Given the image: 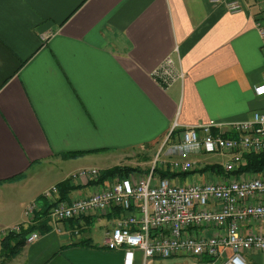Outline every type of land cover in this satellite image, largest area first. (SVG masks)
<instances>
[{"label":"crops","instance_id":"crops-1","mask_svg":"<svg viewBox=\"0 0 264 264\" xmlns=\"http://www.w3.org/2000/svg\"><path fill=\"white\" fill-rule=\"evenodd\" d=\"M231 1L241 10L229 12ZM257 21H264L262 0H0V239L81 169L105 170L117 154L163 145L172 130L174 144L187 126L229 125L263 111L264 95L253 91L264 76ZM170 55L185 77L162 88L151 74ZM202 155L192 156L196 168L207 163ZM220 178L196 174L183 183ZM75 185L82 188L67 201L94 191ZM80 228L60 224L5 264H125V250L104 245L111 227L100 239L89 237L87 247L75 245ZM214 232L196 227V235ZM246 257L247 264H264V253ZM204 259L143 263L136 250L132 264Z\"/></svg>","mask_w":264,"mask_h":264},{"label":"built area","instance_id":"built-area-1","mask_svg":"<svg viewBox=\"0 0 264 264\" xmlns=\"http://www.w3.org/2000/svg\"><path fill=\"white\" fill-rule=\"evenodd\" d=\"M220 1L209 0L212 4ZM226 7L229 12L241 10L238 1L228 2ZM255 27L262 42L264 66V21H257ZM151 76L162 88H168L182 82L185 72L170 55ZM253 91L256 96L264 95V76ZM198 153L226 157L220 163L225 172L236 170L243 163L244 154L264 153V110L234 124L210 121L183 128L179 141L167 149V155L174 158L169 162L171 170H193L196 159L192 156ZM153 168L141 176L92 185L94 191L90 195L69 201L52 199L56 190L50 189L45 197L48 201L52 199L49 210L52 228L56 230L67 220L106 217L117 211L118 216L112 220L103 241L108 250H125V264H132L136 250L141 252L143 263L152 258L185 256L207 258V264H247L248 253H264V172L248 180L241 174L235 179L177 183L157 177ZM97 178L94 168L81 169L70 176L77 184L85 180L95 182ZM34 210L33 206L26 210L27 220ZM249 223L258 224V229L245 230ZM202 226L211 227L214 234L196 235V227ZM12 230L17 231L18 227ZM38 237L33 232L26 243Z\"/></svg>","mask_w":264,"mask_h":264},{"label":"trees","instance_id":"trees-1","mask_svg":"<svg viewBox=\"0 0 264 264\" xmlns=\"http://www.w3.org/2000/svg\"><path fill=\"white\" fill-rule=\"evenodd\" d=\"M172 136V133H171ZM76 154H65L64 158L74 157ZM243 163L236 169L231 172L223 171V168L220 164L213 163L204 165L201 168H195L191 171L187 172H173L169 165H165L164 167H156L154 166L153 171L156 176L159 178H166L170 181H184L187 178L194 175H206L212 174L217 177L223 178H231V177H239L241 174H259L264 172V153L259 154H244L243 155ZM149 169L146 173H148ZM132 172H141L137 168L131 167H113L106 170H102L100 175L98 176L95 182H91L92 185H98L103 183L106 180H110L115 176H124L121 178H125L126 175ZM90 184V185H91ZM58 189V195L60 201H67L68 195L70 192L82 188V186L74 185L71 183L70 179H66L59 184L56 185ZM43 197L38 199V202L42 200ZM50 205L45 203V207H42L40 211H35L34 216L31 220V224L26 227L19 226L17 231H8L6 235L1 237L0 239V264H5L6 262L16 258L23 250L26 240L30 234L40 231V234L47 233L52 230L51 225H48V212L50 209ZM109 217H117L118 212H113L108 215ZM85 221V227H82V221ZM96 220L95 217L88 218L83 217L75 220H67L63 223H68L72 228L78 227L79 232L82 234V237L78 239L75 243L77 246L87 247L90 246L91 239L85 236V233L89 230V228L93 225V222ZM207 261V259H204Z\"/></svg>","mask_w":264,"mask_h":264},{"label":"rangeland","instance_id":"rangeland-1","mask_svg":"<svg viewBox=\"0 0 264 264\" xmlns=\"http://www.w3.org/2000/svg\"><path fill=\"white\" fill-rule=\"evenodd\" d=\"M168 140H169V138L166 140V142L163 145L160 143V145L158 144V145H155L153 147H142V148H138L135 150L128 151L126 153L117 154L116 155L117 157H115L114 161H112L108 164L109 166H107V169L113 168V167H131V168H137L141 171V172H135V173L132 172V173L125 176V178H127V177H131V176L144 175V174H146L147 170L152 168L153 166L164 167L163 163H161L160 161L164 160V161H167L166 163H168L170 161V159H172L171 156H167L165 154L166 153L165 151L168 149V146H170L172 143L170 140L169 141ZM202 156H203V158H206L207 163H204V161H203V163L201 162V164L198 165V168H201L207 164H213L214 162L220 163V162H224L227 160L226 157L218 156V155L203 154ZM193 157L196 158V155H194ZM94 169L97 171V175L99 176L100 172L102 170H99L96 168H94ZM56 171L59 173L58 168ZM255 175L256 174L245 173L242 178L248 180V179H252V177H254ZM56 177L58 178V177H60V175H57ZM121 177H124V176H115V177L111 178L110 180L113 181L114 179H120ZM235 178H238V177H231L230 179H235ZM70 181L74 185L77 184V183L73 182L72 180H70ZM176 181L183 183V181H180V180H176ZM200 181L202 182V180H200ZM84 182L85 183H83V184H85L87 187L92 185L91 182H89L87 180H85ZM55 190H56V192L53 193V195L51 194L52 199L54 198V199L60 201L59 196L57 194L58 189L56 187H55ZM43 197L46 198L45 196H43ZM50 201H48L49 205H50ZM35 211H37V210L36 209L34 210V212L31 214V218L26 220V222L15 226V228H17L19 226L26 227V226H28V224H31V220L34 216ZM105 218L106 217H102V219H99V220H96L93 222V225L87 231V233H88L87 237H91L94 240L101 238L102 233L105 229V225H107L109 227H111V225H112V222H110L109 220H107ZM47 219H49L48 225H51V227H52L53 221H52L51 217L49 216V214H48ZM57 225L58 224H56L55 226H57ZM11 230H8V231H11ZM36 232L40 236V231L37 230Z\"/></svg>","mask_w":264,"mask_h":264}]
</instances>
